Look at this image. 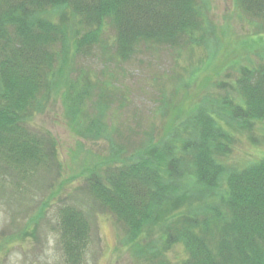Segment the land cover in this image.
<instances>
[{
	"label": "rangeland",
	"instance_id": "374dc122",
	"mask_svg": "<svg viewBox=\"0 0 264 264\" xmlns=\"http://www.w3.org/2000/svg\"><path fill=\"white\" fill-rule=\"evenodd\" d=\"M240 5L238 0H196L201 20L191 27L195 47L184 31L172 40L151 34L125 54L126 47L117 51L115 27L107 24L97 44L93 40L78 53L67 49L62 74L50 78L45 105L29 111L24 123L41 140L46 158L15 169L0 157V264H66L57 226L58 210L65 205L82 210L90 226L82 264L186 261L183 244H166L159 224L146 223L132 238L125 223L92 196L90 183L96 177L109 181L119 167L144 155L148 139H167L206 96L229 94L240 101L236 81L243 68L264 60V16ZM152 7L155 23L167 26L174 8ZM70 11L57 8L48 16L69 26L61 13L70 16ZM170 21L173 30L177 25ZM184 21L190 24L187 17ZM69 90L73 99L66 96ZM90 119L96 124L86 132ZM253 122L252 129L230 128L236 135L232 161L264 155V123Z\"/></svg>",
	"mask_w": 264,
	"mask_h": 264
},
{
	"label": "trees",
	"instance_id": "16d2710c",
	"mask_svg": "<svg viewBox=\"0 0 264 264\" xmlns=\"http://www.w3.org/2000/svg\"><path fill=\"white\" fill-rule=\"evenodd\" d=\"M88 1L0 0V157L15 169L46 158L41 140L24 123L45 105L67 49L78 53L93 40L97 44L107 24L115 27L117 51L126 47L125 54L151 34L172 40L184 31L191 47L198 44L191 29L201 20L196 0ZM238 1L247 13L264 16V0ZM155 5L174 8L167 26L155 23ZM57 8L71 10L70 16H61L73 25L51 20L48 14ZM171 18L177 25L173 30ZM81 28L88 30L82 33ZM263 78L264 60L244 67L236 81L238 103L229 94L206 96L167 139H148L146 153L119 167L109 181L93 178L92 196L125 223L132 238L146 223L159 224L166 244L180 242L186 249L182 264H264V155L232 161L236 135L230 129L247 130L255 120L264 123ZM83 96L80 91L77 98ZM94 124L90 119L85 131ZM57 226L65 263L82 264L90 236L85 213L62 206Z\"/></svg>",
	"mask_w": 264,
	"mask_h": 264
}]
</instances>
